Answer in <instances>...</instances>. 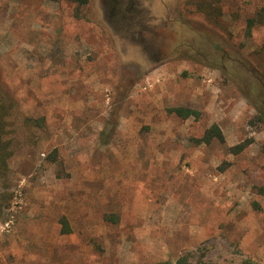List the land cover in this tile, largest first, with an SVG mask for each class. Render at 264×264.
Instances as JSON below:
<instances>
[{
	"label": "rangeland",
	"instance_id": "1",
	"mask_svg": "<svg viewBox=\"0 0 264 264\" xmlns=\"http://www.w3.org/2000/svg\"><path fill=\"white\" fill-rule=\"evenodd\" d=\"M76 1L0 0V264H264V0Z\"/></svg>",
	"mask_w": 264,
	"mask_h": 264
},
{
	"label": "trees",
	"instance_id": "2",
	"mask_svg": "<svg viewBox=\"0 0 264 264\" xmlns=\"http://www.w3.org/2000/svg\"><path fill=\"white\" fill-rule=\"evenodd\" d=\"M80 6H84L87 4L88 0H77L76 1ZM199 5H210L215 6V8L220 9V3L218 1L214 0H200L198 1ZM212 7V8H213ZM210 13V12H209ZM263 25L264 26V9H261L258 11V13L251 19L246 21V27L248 29L254 27V25L257 24ZM256 55V58L254 59V65L255 69L262 75L264 78V45L259 48V52L254 53ZM10 106L4 102L2 97L0 96V180L3 182H7L8 176H9V168L7 161L11 157L12 152L9 149V143L8 141L5 140V135H6V121L5 117L9 114L10 111ZM169 113H172L176 115L179 118L182 119H188L190 117H193L194 119H197L199 117V113L196 110L190 109V108H185V107H175V108H170L168 110ZM43 119L44 118H38L35 120V125L41 127L43 124ZM256 121L259 123L263 122V117L258 114L256 116ZM28 121L33 123V120L28 119ZM217 141L220 144H224V136L222 134V131L220 128L214 124L210 126L202 135L200 139L195 140V143L197 145L203 144V145H210L212 142ZM245 144H238L236 146L230 147L229 151L237 155L241 153L245 149ZM261 153L264 154V144L262 145L261 148ZM3 194V193H2ZM103 219L105 222L116 224L119 222V218L115 214H106L103 216ZM60 223L62 225L60 233L62 234H68L70 233V228L68 226V223L65 218L60 219ZM208 250L200 246L198 247V251H188L182 256H180L176 262V264H215L212 261L207 259L206 252ZM162 264H170L168 262L162 263ZM242 264H261L260 262H257L252 259H246L242 260Z\"/></svg>",
	"mask_w": 264,
	"mask_h": 264
},
{
	"label": "flooded vegetation",
	"instance_id": "3",
	"mask_svg": "<svg viewBox=\"0 0 264 264\" xmlns=\"http://www.w3.org/2000/svg\"><path fill=\"white\" fill-rule=\"evenodd\" d=\"M111 1L112 2H111V5H110V12L114 14L113 5L116 4V3H119V2L117 0H111ZM128 1L129 2H128L127 8H126V12H132V11H135V13L138 12V10L135 7V5H138V3L135 2L134 0H128ZM177 22H178V20H177ZM180 22H182L183 24L187 23V22H185L183 20H180Z\"/></svg>",
	"mask_w": 264,
	"mask_h": 264
}]
</instances>
